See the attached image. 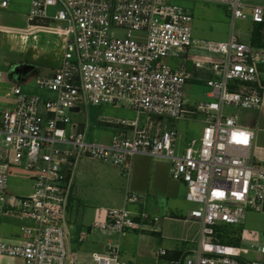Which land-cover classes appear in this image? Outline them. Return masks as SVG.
I'll list each match as a JSON object with an SVG mask.
<instances>
[{"label":"built area","instance_id":"built-area-1","mask_svg":"<svg viewBox=\"0 0 264 264\" xmlns=\"http://www.w3.org/2000/svg\"><path fill=\"white\" fill-rule=\"evenodd\" d=\"M11 1L0 0V10H8ZM195 1L229 6L227 41L193 39L192 16L169 0H31L22 38L53 35L62 53L58 70L36 81L47 96L25 94L18 84L0 92V215L28 222L20 227L22 240L0 234V256L26 264H129L112 242L85 261L73 257L68 206L82 159L126 175L133 157L147 155L168 160L171 178L185 184L186 201L198 206L189 213L198 227L197 247L170 264H264L261 233L242 230L239 246L223 240L224 227L242 224L248 211L264 212V166L250 158L254 134L232 112L262 104L264 48L233 32L236 20L264 26V0L253 6L242 0ZM179 58V67L169 60ZM198 72L208 75L209 92L205 102H189L185 85ZM88 106L132 109L137 119L106 120L118 132L108 142H89L87 124L72 118ZM186 119L201 120L203 129L198 141L180 148L181 134L167 121ZM17 166L33 184L26 196L8 192L10 170ZM126 201L135 204L139 197L131 194ZM158 222L146 211L133 216L111 209L107 221L96 226L125 233ZM249 252L259 258H246Z\"/></svg>","mask_w":264,"mask_h":264},{"label":"crops","instance_id":"crops-1","mask_svg":"<svg viewBox=\"0 0 264 264\" xmlns=\"http://www.w3.org/2000/svg\"><path fill=\"white\" fill-rule=\"evenodd\" d=\"M254 26L252 24L251 31L244 37L239 34L242 41L252 42ZM258 45V48H264V33ZM232 112L237 114L239 124L254 134L250 149L252 163L264 166V92L260 108L251 111L233 109ZM106 120L118 119L97 117V124L110 133L111 139L119 127L107 123ZM189 120L192 119L182 121ZM86 124L88 129V120ZM170 168L171 164L166 159L137 155L129 162L128 173L124 175L114 166L88 158L82 159L73 179L68 206L70 254L82 262L88 259L89 254L103 252L107 242H112L119 244L121 250L124 248L122 257L129 264H170L195 249L199 237L198 227L189 220L192 210L186 201L187 189L185 184L171 178ZM131 194L139 197L138 203L130 204L126 201L127 196ZM111 209H123L133 216L146 211L151 217L158 218L159 222L125 233L96 226V223L107 221V214ZM21 220V226L28 224L26 220ZM153 228L157 231H152ZM6 239L22 240L23 236L20 232L13 233ZM161 251H165L166 255H160ZM0 264L26 262L18 258L0 256Z\"/></svg>","mask_w":264,"mask_h":264},{"label":"rangeland","instance_id":"rangeland-1","mask_svg":"<svg viewBox=\"0 0 264 264\" xmlns=\"http://www.w3.org/2000/svg\"><path fill=\"white\" fill-rule=\"evenodd\" d=\"M244 3L261 5L258 0H242ZM172 5L179 6L192 16L193 39L198 41H227L232 33V20L230 8L224 4L210 3L195 0H169ZM31 0H12L8 10H0V29L8 33H0V71L5 75L7 83L0 84V92L4 95L12 87L18 84L23 93L40 96L48 95L44 90L36 86V81L52 76L59 68L61 58V46L57 37L46 34H34V38H22L21 34L28 26V13ZM245 13L251 14L249 9ZM252 29L249 20H236L234 22V35L241 34L243 37ZM35 30V29H33ZM172 65L179 67L181 59H169ZM25 67L20 77L14 71ZM30 70H28L29 68ZM20 77V78H19ZM198 80H197V79ZM207 76L203 73L193 74L185 85V99L189 102H205L209 88L206 86ZM14 98L7 99L12 102ZM3 107H1L2 109ZM113 118L118 121H134L137 113L126 108H94L88 106L83 108L82 115H72V118L82 121L88 120V141L108 142L110 133L104 131L97 124V117ZM141 119H144L142 116ZM169 129H177L181 134L178 141L179 147L188 146L192 140L198 141L203 129L199 119L189 121L168 120ZM179 151V149H178ZM28 172L23 166L13 167L8 176V192L12 196H26L31 192L32 183L28 178ZM191 210L198 206L188 203ZM22 220L14 215H0V234L2 237L10 238L14 233L20 232ZM223 240L234 244L236 237L240 236L242 230L257 231L261 233V241L264 240V212L248 211L242 224L233 227H224ZM10 240V239H9ZM235 246V245H234ZM239 246V245H237ZM242 248L246 246L241 245ZM126 249V247H125ZM124 251L122 248L121 253ZM104 252V251H103ZM248 259H258L252 252L245 255Z\"/></svg>","mask_w":264,"mask_h":264},{"label":"trees","instance_id":"trees-1","mask_svg":"<svg viewBox=\"0 0 264 264\" xmlns=\"http://www.w3.org/2000/svg\"><path fill=\"white\" fill-rule=\"evenodd\" d=\"M264 33V26L263 25H255L253 29V36H252V42L251 45L254 47H259L258 42L263 37ZM236 245H239V241L235 242Z\"/></svg>","mask_w":264,"mask_h":264},{"label":"water","instance_id":"water-1","mask_svg":"<svg viewBox=\"0 0 264 264\" xmlns=\"http://www.w3.org/2000/svg\"><path fill=\"white\" fill-rule=\"evenodd\" d=\"M29 68V67H28ZM31 68H29L28 70H30ZM186 70H187V72H189L190 70H191V62H187V64H186ZM24 71H26L25 70V67H23V68H21V69H16L15 71H14V73L16 74V75H20V77L23 75L22 73L24 72ZM19 77V78H20ZM75 110H77V109H75Z\"/></svg>","mask_w":264,"mask_h":264},{"label":"snow or ice","instance_id":"snow-or-ice-1","mask_svg":"<svg viewBox=\"0 0 264 264\" xmlns=\"http://www.w3.org/2000/svg\"><path fill=\"white\" fill-rule=\"evenodd\" d=\"M240 136H241V137H243V136H244V134H243V133H241V134H240Z\"/></svg>","mask_w":264,"mask_h":264}]
</instances>
